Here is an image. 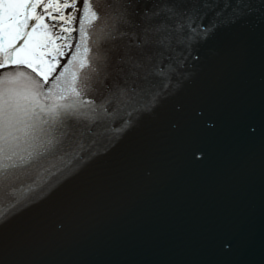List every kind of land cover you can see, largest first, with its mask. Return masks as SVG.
I'll list each match as a JSON object with an SVG mask.
<instances>
[{
  "label": "water",
  "instance_id": "95a60500",
  "mask_svg": "<svg viewBox=\"0 0 264 264\" xmlns=\"http://www.w3.org/2000/svg\"><path fill=\"white\" fill-rule=\"evenodd\" d=\"M196 2L205 25L242 8ZM246 2L189 47L158 106L0 221V264H264V0Z\"/></svg>",
  "mask_w": 264,
  "mask_h": 264
},
{
  "label": "snow or ice",
  "instance_id": "6c2138e0",
  "mask_svg": "<svg viewBox=\"0 0 264 264\" xmlns=\"http://www.w3.org/2000/svg\"><path fill=\"white\" fill-rule=\"evenodd\" d=\"M77 2L0 0V69L11 66L0 72V221L43 187L46 174L78 162L158 106L189 47L236 23L248 7L238 0L242 8L205 25L207 3L196 0H102V7L80 0L79 9ZM113 59L118 75L108 79Z\"/></svg>",
  "mask_w": 264,
  "mask_h": 264
},
{
  "label": "bare ground",
  "instance_id": "6f19581e",
  "mask_svg": "<svg viewBox=\"0 0 264 264\" xmlns=\"http://www.w3.org/2000/svg\"><path fill=\"white\" fill-rule=\"evenodd\" d=\"M80 5H81V2H80V0H78V2H77V9L80 8ZM68 10H69L68 12H70L71 8L68 9ZM71 11H72V10H71ZM79 14H80V12H79V13L76 12V17H77ZM56 43H59V41H57Z\"/></svg>",
  "mask_w": 264,
  "mask_h": 264
},
{
  "label": "rangeland",
  "instance_id": "374dc122",
  "mask_svg": "<svg viewBox=\"0 0 264 264\" xmlns=\"http://www.w3.org/2000/svg\"><path fill=\"white\" fill-rule=\"evenodd\" d=\"M54 2H55V0H54ZM61 2H63V0H62ZM54 14H55V13H54ZM65 14H67V9L65 10Z\"/></svg>",
  "mask_w": 264,
  "mask_h": 264
}]
</instances>
